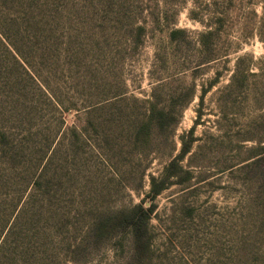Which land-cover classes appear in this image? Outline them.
I'll return each mask as SVG.
<instances>
[{"label":"rangeland","instance_id":"rangeland-1","mask_svg":"<svg viewBox=\"0 0 264 264\" xmlns=\"http://www.w3.org/2000/svg\"><path fill=\"white\" fill-rule=\"evenodd\" d=\"M0 264H264V0H0Z\"/></svg>","mask_w":264,"mask_h":264},{"label":"trees","instance_id":"trees-1","mask_svg":"<svg viewBox=\"0 0 264 264\" xmlns=\"http://www.w3.org/2000/svg\"><path fill=\"white\" fill-rule=\"evenodd\" d=\"M176 35H177V32L176 31H173L172 33H171V37L172 38H174V37H176ZM211 35H212V33L211 32H208V33H203V34H201V40H200V44H202L203 46H205V48H207L208 47V37H211ZM156 193V192H155Z\"/></svg>","mask_w":264,"mask_h":264}]
</instances>
